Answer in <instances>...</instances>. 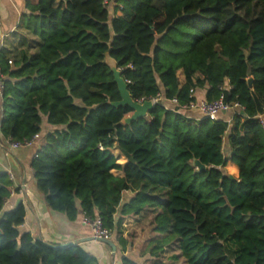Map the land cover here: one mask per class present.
Returning <instances> with one entry per match:
<instances>
[{"label":"trees","instance_id":"trees-1","mask_svg":"<svg viewBox=\"0 0 264 264\" xmlns=\"http://www.w3.org/2000/svg\"><path fill=\"white\" fill-rule=\"evenodd\" d=\"M26 10L0 49L1 134L22 142L54 129L31 166L48 208L71 222L99 216L124 254L123 221L152 210L162 238L151 260L176 242L185 264H264V0H26ZM107 54L135 101L166 100L147 118L122 125L133 111L110 105L121 96ZM205 86L208 101L224 88L242 107L231 124L180 113ZM11 187L1 173L0 213ZM25 218L23 204L2 217L0 264H97L80 246L21 232Z\"/></svg>","mask_w":264,"mask_h":264},{"label":"crops","instance_id":"crops-1","mask_svg":"<svg viewBox=\"0 0 264 264\" xmlns=\"http://www.w3.org/2000/svg\"><path fill=\"white\" fill-rule=\"evenodd\" d=\"M25 13H27L26 0H0V49L17 32L21 18ZM179 77L181 81L184 80L182 73H179ZM225 87L230 88L228 81ZM207 93L208 86L197 89L195 90V99L197 101L207 100ZM187 115L192 119L204 118L199 112H192ZM220 117L232 122L233 113H222ZM2 120L3 100L0 98V174H12L15 178L12 182L11 197L0 213V221L6 212L15 209L19 204H23L26 209V218L20 230L23 233H30L34 240H41L54 246L77 243L75 246H80L91 257L95 258L97 264H121L122 257L127 256V254L122 253L121 247L115 241L116 254L107 244L93 238L90 228L82 223V214L79 215L76 221H69L64 214L51 211L43 194L37 189L34 171L31 167L32 162L44 145L45 134L54 129L45 124L42 137L35 146L20 148L9 154L6 151L8 139L3 138L1 134ZM224 148L226 156L229 157L230 147L227 138H225ZM111 152L117 158L119 164L127 162L126 157L116 147ZM226 168L230 176L239 177L240 170L237 165L228 161ZM112 174L123 177V174L118 171H112ZM126 196L131 197L133 194L127 193Z\"/></svg>","mask_w":264,"mask_h":264},{"label":"built area","instance_id":"built-area-1","mask_svg":"<svg viewBox=\"0 0 264 264\" xmlns=\"http://www.w3.org/2000/svg\"><path fill=\"white\" fill-rule=\"evenodd\" d=\"M4 89H5L4 84L2 80L0 79V98H2L4 95ZM225 89L227 88L225 87ZM221 90H222L221 96L218 99L213 100V101H208V100L197 101L195 99V91L191 90L190 98L194 99L195 101L191 103L190 105L182 107V110L180 111V113L188 114L192 112H199L204 118L209 119L212 122L219 121L220 115L222 113L232 112L233 116L237 115L240 112V110H242V107L239 104L231 105L229 103H226L224 88H221ZM228 90H230V88ZM149 100H152L155 106L162 104L163 102L166 101L163 98V96L158 95L156 98H152V99L142 98V99L136 100V102L139 104H143ZM169 102L173 105L178 104L177 99L170 100ZM260 120H261L262 125L264 126L263 116H260ZM228 123L231 124V121H228ZM39 139H40L39 134H36L30 140H25L22 142H15V141H11L10 139H8L6 151L7 153L10 154L12 153V151L18 150L20 148H31L36 145ZM9 177L12 182L15 180L12 174H9ZM82 223L83 225L90 228L92 232V236L95 240L113 241L114 233L111 230L104 227L102 219L99 216L95 218L83 217Z\"/></svg>","mask_w":264,"mask_h":264},{"label":"rangeland","instance_id":"rangeland-1","mask_svg":"<svg viewBox=\"0 0 264 264\" xmlns=\"http://www.w3.org/2000/svg\"><path fill=\"white\" fill-rule=\"evenodd\" d=\"M225 170L227 171V168ZM156 216L157 213L155 211L147 210L138 217H130L123 221L119 231L127 241L126 254L140 264H145L146 262L151 264H185L184 259L178 257L179 251L176 242L165 246V250L157 259H150L152 243L162 238L161 235L155 232ZM114 241L118 244L117 231L113 236ZM176 257H178L177 260H175Z\"/></svg>","mask_w":264,"mask_h":264},{"label":"water","instance_id":"water-1","mask_svg":"<svg viewBox=\"0 0 264 264\" xmlns=\"http://www.w3.org/2000/svg\"><path fill=\"white\" fill-rule=\"evenodd\" d=\"M106 65L109 67V69L114 75V82L115 84H117L121 96L120 101L110 103V105L115 108L128 107L133 111V115L131 117L123 119L122 125L129 126L137 121L147 118L155 108L153 101L149 100L143 104H139L132 98L131 93L128 90V85L123 77L122 71L118 68L117 62L114 59H112L109 54L106 55ZM249 85L250 87L253 86V79L249 81ZM194 165L197 167V169L200 172L206 170V167L200 161H195ZM231 179H235V178L231 176ZM101 242L107 244L112 249L113 253L116 254L117 247L113 241H101ZM75 245H77V243H70L66 246H75Z\"/></svg>","mask_w":264,"mask_h":264}]
</instances>
